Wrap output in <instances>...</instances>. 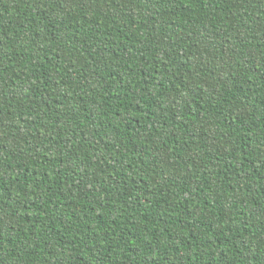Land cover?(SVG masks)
I'll use <instances>...</instances> for the list:
<instances>
[{"label": "trees", "instance_id": "trees-1", "mask_svg": "<svg viewBox=\"0 0 264 264\" xmlns=\"http://www.w3.org/2000/svg\"><path fill=\"white\" fill-rule=\"evenodd\" d=\"M0 264H264V0H0Z\"/></svg>", "mask_w": 264, "mask_h": 264}]
</instances>
